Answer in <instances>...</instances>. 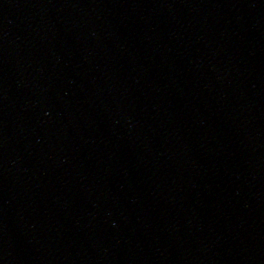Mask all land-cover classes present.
Masks as SVG:
<instances>
[{
  "label": "water",
  "instance_id": "1",
  "mask_svg": "<svg viewBox=\"0 0 264 264\" xmlns=\"http://www.w3.org/2000/svg\"><path fill=\"white\" fill-rule=\"evenodd\" d=\"M0 264H264V0H0Z\"/></svg>",
  "mask_w": 264,
  "mask_h": 264
}]
</instances>
